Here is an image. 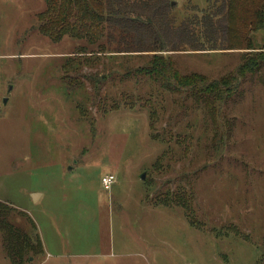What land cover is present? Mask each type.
Instances as JSON below:
<instances>
[{"label": "rangeland", "instance_id": "rangeland-1", "mask_svg": "<svg viewBox=\"0 0 264 264\" xmlns=\"http://www.w3.org/2000/svg\"><path fill=\"white\" fill-rule=\"evenodd\" d=\"M224 2L115 0L107 47L138 52L126 58L133 69L156 48L183 74L221 78L244 56L220 50ZM45 9L43 0H0V203L31 218L43 246L25 264H264V75L246 80L231 103L227 144L211 147L203 116L177 105L167 106L155 140L147 110L108 111L122 95L151 88L146 79L121 80L122 59L105 58L98 68L113 73L102 83V107L76 109L64 86L73 72L62 67L83 44L42 37L36 26ZM210 15L218 16L210 22ZM254 37L261 47L264 31ZM106 172L116 178L108 189ZM30 193L46 197L35 203ZM183 196L198 228L188 210L162 204ZM91 254L99 257L84 259ZM0 264H12L1 235Z\"/></svg>", "mask_w": 264, "mask_h": 264}, {"label": "trees", "instance_id": "trees-1", "mask_svg": "<svg viewBox=\"0 0 264 264\" xmlns=\"http://www.w3.org/2000/svg\"><path fill=\"white\" fill-rule=\"evenodd\" d=\"M43 1L46 9L38 15L36 26L39 34L54 44H59L66 38L83 44L62 67L65 73L70 70L73 72V78L68 74L64 77L66 79L64 86L71 89L78 99L76 109L80 113L87 112L85 105L88 102L93 106L97 104L98 107H102V83L106 82L113 73L102 74L104 72L100 73L98 68H105L102 62L105 58L109 60L119 58L123 61L122 67L125 71L121 75V80L135 78L140 83L142 79H146L151 88L145 96L122 95L119 100L113 102V105L107 106L108 111H116L122 107L134 110L137 106L147 110L151 134L155 140H158L160 137L157 129L161 116L166 114L167 106H181L183 110L188 108L203 116L207 134L209 133L207 128L212 132L211 147L218 149L220 141L223 144L228 143L234 128V121L229 116L231 103L235 98L242 97L246 80L264 75V42L258 47L254 39L256 34L264 31V0H225L226 41L220 50L241 51L244 52V56L233 72L214 80L200 73H181L176 69L173 59L164 57L162 55L164 51L156 48L150 51L154 55L148 60L139 56L138 59L148 62L134 69L130 68V63L134 59L126 58H134V53L138 52L126 50L117 52L107 47L113 44L114 40L109 39L108 36L112 31L109 21L116 12L115 0ZM217 16L210 15L208 21L213 22ZM87 69H96L98 72L90 74L86 72ZM89 84L92 87L93 99L90 98L91 93L87 88ZM155 85L158 86L157 89ZM105 112H107L106 106L103 107V113ZM181 143L184 145L187 140L184 139ZM185 149L188 150V147ZM162 204L165 206L173 204L188 210L191 227L198 228L199 225L194 218L195 212L190 208L191 198L188 200L185 196L177 197L174 202ZM0 235L5 256L12 264H25L28 256L43 252L35 222L25 213L17 212L2 203H0ZM261 260V263H264V255Z\"/></svg>", "mask_w": 264, "mask_h": 264}, {"label": "crops", "instance_id": "crops-1", "mask_svg": "<svg viewBox=\"0 0 264 264\" xmlns=\"http://www.w3.org/2000/svg\"><path fill=\"white\" fill-rule=\"evenodd\" d=\"M106 175H113L111 172L109 173H105L103 176H102V178L103 177H105ZM101 178V179H102ZM116 183V182H115ZM31 195H32V193H30ZM35 194V193H34ZM45 197H46V195L44 194V193H42V194H40V198L38 199V202L40 201V202H42V201H44V199H45ZM38 220H40V219H38ZM42 221V220H41ZM43 222V221H42ZM38 224V223H37ZM61 257H63V256H61ZM81 257H83V256H78V255H74V256H71V259H73L74 261H76V260H78V259H83V258H81ZM93 257H99L98 256V254H91V255H84V259H91V258H93Z\"/></svg>", "mask_w": 264, "mask_h": 264}, {"label": "built area", "instance_id": "built-area-1", "mask_svg": "<svg viewBox=\"0 0 264 264\" xmlns=\"http://www.w3.org/2000/svg\"><path fill=\"white\" fill-rule=\"evenodd\" d=\"M116 182V178L114 175H106L104 178L101 179V183L104 186V188H110L113 186Z\"/></svg>", "mask_w": 264, "mask_h": 264}, {"label": "water", "instance_id": "water-1", "mask_svg": "<svg viewBox=\"0 0 264 264\" xmlns=\"http://www.w3.org/2000/svg\"><path fill=\"white\" fill-rule=\"evenodd\" d=\"M12 90H13V87L12 86L9 87L8 93L10 94L12 92ZM7 102H8V100L4 101L5 104H7ZM145 178H146V174L145 173L140 176V179L143 180V181L145 180ZM31 197H32L33 201L35 203H37L38 199L40 198V194H32Z\"/></svg>", "mask_w": 264, "mask_h": 264}]
</instances>
